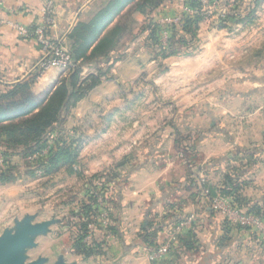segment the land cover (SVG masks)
<instances>
[{"label": "rangeland", "instance_id": "374dc122", "mask_svg": "<svg viewBox=\"0 0 264 264\" xmlns=\"http://www.w3.org/2000/svg\"><path fill=\"white\" fill-rule=\"evenodd\" d=\"M142 2L137 0L120 19L125 31L119 55L133 47L143 57L139 67L122 72L134 73L137 80L111 81L108 77L114 71L105 64V72L99 74L106 78L101 87L77 103L70 100L61 118L42 135L41 148L31 136L26 138L30 134L21 135L19 130L15 139L28 142L15 143L0 129V236L15 231L26 216L34 224L52 221L49 231L36 237V245L26 248L25 263L43 257L44 264H57L59 259L79 264L82 254L90 256L86 251L91 248L96 250L91 255H107V242L98 238L106 225L98 214L108 212L113 220L117 191L128 171L138 167L134 156L148 149L144 142L157 141L158 134L173 130L170 137L176 139V148L151 146L154 155L163 157L154 162L162 165L171 158L177 170L191 171L202 161L197 142L213 120L208 109L214 103L216 110L223 108L224 94L219 90L227 87L232 75L249 80L264 75V0H200L203 20L196 34L178 33L174 41L172 25L182 24L183 15L192 16L198 9L185 0H164L158 6L149 4L142 13L138 6ZM152 22L161 26L160 41L169 46L165 50L154 44ZM249 103L264 105V99ZM215 115L221 124L219 112ZM10 123L0 122V127ZM66 147L77 154V162L54 169L48 158L61 150L67 156ZM234 153L232 158L241 157ZM118 173L122 174L117 179Z\"/></svg>", "mask_w": 264, "mask_h": 264}, {"label": "crops", "instance_id": "0c3cea01", "mask_svg": "<svg viewBox=\"0 0 264 264\" xmlns=\"http://www.w3.org/2000/svg\"><path fill=\"white\" fill-rule=\"evenodd\" d=\"M136 1L114 5V0H59L49 34L52 39H64L81 65L82 80L105 72V64L114 71L108 77L111 81L137 80L134 73L127 72L139 67L143 58L139 48L118 53L125 31L120 19ZM44 4L45 0H4L0 5V104L16 102L2 113L29 112L31 104L48 99L67 78L69 69L63 66L41 72L43 54L38 43L20 36L8 23L14 20L29 27L41 23ZM116 26L122 27V32L115 44L103 54L94 53L100 40ZM91 31L95 37L89 44L85 35ZM145 47L142 45L143 50ZM124 69L127 72H122ZM100 79L87 94L97 91L106 78L101 75ZM229 80L227 87L219 90L224 94L223 108L216 110L214 103L208 109L213 120L197 142L201 163L189 171L183 167L177 170L175 159L174 166L171 158L162 165L154 162L160 156L154 155L151 146L176 148V139L170 137L175 135L173 130L158 134L157 141L144 142L148 149L134 156L138 167L128 171L124 186L117 191L114 218H108L105 234L99 233L98 238L107 242V255L82 254L79 264H264V105L249 103L264 99V75L254 80L232 75ZM11 90L16 93L8 95ZM173 128L183 132L180 127ZM234 150L241 157L232 158ZM215 200L243 207V212L258 217V223L234 222L213 208ZM190 216L193 221L186 223ZM168 242L172 243L168 255L150 257L152 250Z\"/></svg>", "mask_w": 264, "mask_h": 264}, {"label": "trees", "instance_id": "16d2710c", "mask_svg": "<svg viewBox=\"0 0 264 264\" xmlns=\"http://www.w3.org/2000/svg\"><path fill=\"white\" fill-rule=\"evenodd\" d=\"M132 1L134 0H114V5L117 2L118 3L120 2V4L124 5L125 3ZM163 1L164 0H143V2L138 6L140 8V12L146 13L149 4H151L152 7L158 6L161 5ZM185 3L197 8L198 11L192 16L183 15L182 24L172 25L170 31L173 30V35L170 37V40L174 39L178 35V33L186 34L187 32H191L193 35H195L196 34L195 28L199 25L200 21L203 20V15L199 13V8H200L199 6L201 5L200 0H185ZM84 30L85 27L82 26V34ZM160 31H161V26L159 25V23L152 22L151 34L153 35L152 38L154 40V44L165 50V48H168L169 46L162 45V42L160 41ZM91 32L85 35V38H87V42H89V44L91 40L95 37V34ZM121 32H122V27L120 26H116L112 30H110L106 34V36H104L100 40L98 45L94 48V53L103 54L108 48L112 47L115 44L116 37L120 35ZM85 50L84 51L80 50V52L85 54ZM170 54L173 53L170 52L169 55ZM73 58L77 63V67L75 69H72L73 71L69 74V77H67L56 88V90L51 94V96L48 99L41 102L40 104H36V103L31 104L30 106L31 110L29 112L25 111L23 113H15V114L7 113V112L2 113L1 111L8 110V107H10V105H13L16 102L12 101V102H6V104H0V122L1 123L11 122L9 125H2L0 129H3L5 132H9L12 136V140L16 141L15 143L17 142L27 143L29 136H31L30 137L31 140L37 143L38 144L37 146L41 148L45 144V143L43 144L42 135L46 132V129H48V127H52V125L55 122H57L59 118H61L60 114L67 108V105L69 104L70 100L73 99L75 103H77V101L82 99L87 94V92H89L94 86L101 83L100 75H91L90 79L82 80L81 65L78 63L76 57ZM36 77L37 75L35 74L34 79H36ZM68 80L70 81L68 82ZM25 86L26 85H22L20 87L23 88ZM14 92L15 90L14 91L11 90L8 92V95L15 94L16 92L15 93ZM35 108H39V109L37 111H33ZM20 119L23 120L21 122H16L17 120ZM19 130L21 135H24V133L30 134L28 135V137L25 136L28 139H23L21 137L15 139ZM69 151H70L69 147H66L67 156L64 157L62 155V150H61V151H56L48 158V160H50V163H52L54 169H57V166L59 168L61 165L67 163L73 164L77 162L78 159L77 154ZM86 252L88 254H92V252H96V250L91 248L88 249Z\"/></svg>", "mask_w": 264, "mask_h": 264}, {"label": "built area", "instance_id": "2783aa9c", "mask_svg": "<svg viewBox=\"0 0 264 264\" xmlns=\"http://www.w3.org/2000/svg\"><path fill=\"white\" fill-rule=\"evenodd\" d=\"M4 0H0V5L3 4ZM59 5V0H45L44 7L42 9L43 21L35 26H27L17 21L10 20L8 23L18 32V34L24 38H30L38 43L42 51V58L39 63L41 72L48 70L53 66H63L67 69H75L77 63L75 62L72 53L64 44L62 37L52 39L49 34L51 26L55 25L56 9ZM215 209L222 212L224 215L229 217L234 222L241 224L258 223V217L244 213L237 206L227 202L224 204L221 200H215L213 202ZM101 216L104 225L108 224L107 213L98 214ZM193 221V216H190L186 223ZM172 250V243H164L156 247L150 253L152 259H159L168 255Z\"/></svg>", "mask_w": 264, "mask_h": 264}, {"label": "water", "instance_id": "95a60500", "mask_svg": "<svg viewBox=\"0 0 264 264\" xmlns=\"http://www.w3.org/2000/svg\"><path fill=\"white\" fill-rule=\"evenodd\" d=\"M32 217L26 216L16 225L15 231L6 230L0 236V264H44L46 259L41 257L31 263H25L23 253L26 248L36 245L35 239L49 231L52 221L46 220L32 223ZM57 264H66L59 259Z\"/></svg>", "mask_w": 264, "mask_h": 264}]
</instances>
